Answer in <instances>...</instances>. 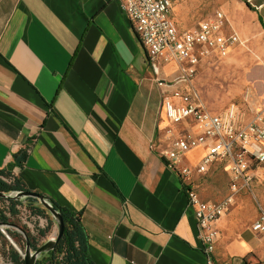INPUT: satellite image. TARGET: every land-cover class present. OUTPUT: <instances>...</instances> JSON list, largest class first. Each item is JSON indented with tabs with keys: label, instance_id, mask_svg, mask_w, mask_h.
Listing matches in <instances>:
<instances>
[{
	"label": "crops",
	"instance_id": "1",
	"mask_svg": "<svg viewBox=\"0 0 264 264\" xmlns=\"http://www.w3.org/2000/svg\"><path fill=\"white\" fill-rule=\"evenodd\" d=\"M222 9L239 42L197 72L227 58L264 74V0ZM177 75L153 72L118 0H0V170L81 213L92 264H205L187 187L157 154L187 129L162 109ZM215 227V264H264V234Z\"/></svg>",
	"mask_w": 264,
	"mask_h": 264
},
{
	"label": "built area",
	"instance_id": "2",
	"mask_svg": "<svg viewBox=\"0 0 264 264\" xmlns=\"http://www.w3.org/2000/svg\"><path fill=\"white\" fill-rule=\"evenodd\" d=\"M118 4L145 49L153 72L158 75L167 65L177 71L178 75L170 82L173 88L170 96L162 100V109L170 124H185L187 129L169 139L168 145L157 154L187 187V203L194 213L205 264H215L214 246L219 237L215 224L230 211L234 195L248 189L264 165V113L257 112L246 122L234 105L221 113H211L192 83L203 60L210 56L225 57L239 40L224 32L225 14L221 10L194 28L181 31L170 18V0H118ZM157 81L167 83L163 79ZM196 149L203 150L197 163L184 165L185 156ZM217 163L225 164L231 194L217 202L206 201L192 187L191 180L205 175ZM21 222L31 232L34 223L41 229L47 224L44 219L29 217V213ZM249 230L264 234V210L258 211Z\"/></svg>",
	"mask_w": 264,
	"mask_h": 264
},
{
	"label": "rangeland",
	"instance_id": "3",
	"mask_svg": "<svg viewBox=\"0 0 264 264\" xmlns=\"http://www.w3.org/2000/svg\"><path fill=\"white\" fill-rule=\"evenodd\" d=\"M170 1L175 25L179 29H190L212 18L217 10L223 11L222 6L229 0ZM225 62L227 58L211 61L197 72L195 88L206 109L218 114L234 105L244 122L257 112L264 113V74L257 73L255 70L257 65L254 63H229L226 67ZM198 157L199 154L188 155L187 159L193 160ZM191 182L200 198L206 201L217 202L231 194L229 176L223 163L213 165L205 175L194 176ZM261 209L264 210V165L258 170V175L250 187L234 195L230 211L222 218L226 223L227 234L246 230ZM20 210L16 225L22 227L21 218L24 215L28 216V211L23 207ZM47 214L51 219L48 212ZM40 240L38 247L42 244ZM7 241L13 243L19 250L13 240L8 238ZM3 247V241L0 239V264H11L3 254ZM20 251L23 252L24 247Z\"/></svg>",
	"mask_w": 264,
	"mask_h": 264
},
{
	"label": "trees",
	"instance_id": "4",
	"mask_svg": "<svg viewBox=\"0 0 264 264\" xmlns=\"http://www.w3.org/2000/svg\"><path fill=\"white\" fill-rule=\"evenodd\" d=\"M25 190L24 185L9 172L0 170V193L8 195ZM49 202L55 211L61 215L63 233L56 242L53 250L41 254L35 264H92L88 256L89 240L81 221V213L61 207L50 199ZM0 204V221L3 223L16 224L18 216L21 214V207L28 211L30 217L46 220L47 224L43 229L37 227V224L34 223L33 232H31L27 226L22 225L28 237L31 250L37 249L39 240L47 234L50 226L54 224L48 217L46 210H44V208L38 204L37 200L33 198H25L23 200L0 198ZM6 238L13 240L19 250L15 248L11 242H8ZM0 239L3 241L4 245L3 254L8 261L11 264H23V259L20 255V250L25 246L23 236L19 232L7 228L4 232L0 230Z\"/></svg>",
	"mask_w": 264,
	"mask_h": 264
},
{
	"label": "water",
	"instance_id": "5",
	"mask_svg": "<svg viewBox=\"0 0 264 264\" xmlns=\"http://www.w3.org/2000/svg\"><path fill=\"white\" fill-rule=\"evenodd\" d=\"M0 198H14V199H22V200L25 198H33L37 200V202L44 208V210H46L49 213L51 220L56 224L57 232L54 238H51L46 242L42 243L37 249L31 250L28 237L22 227L13 223H3L0 221L1 232H4V230L7 228H11L19 232L23 236L25 240V246H24V251L23 252L20 251V255L23 259V264H35L36 260L41 256V254L53 250L56 242L61 237L63 233V221L61 215L57 211H55V209L53 208V206L49 202V199L46 196L35 192L25 190L22 192H15L8 195L0 193ZM11 244L14 246L13 243Z\"/></svg>",
	"mask_w": 264,
	"mask_h": 264
}]
</instances>
